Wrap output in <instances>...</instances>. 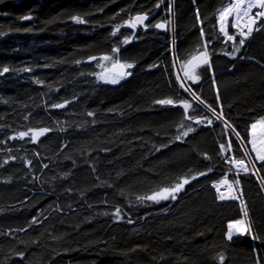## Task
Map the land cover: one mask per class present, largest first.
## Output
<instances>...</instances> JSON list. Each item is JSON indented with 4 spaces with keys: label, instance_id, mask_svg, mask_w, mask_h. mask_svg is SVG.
Instances as JSON below:
<instances>
[{
    "label": "trees",
    "instance_id": "16d2710c",
    "mask_svg": "<svg viewBox=\"0 0 264 264\" xmlns=\"http://www.w3.org/2000/svg\"><path fill=\"white\" fill-rule=\"evenodd\" d=\"M231 1L0 0V264H264V161L249 142L264 20L245 38L229 18L226 39L217 12ZM137 14L146 26L126 24ZM114 52L133 67L98 80L91 58ZM35 128L48 131L18 136ZM248 157L256 171H235ZM221 178L237 199L218 198ZM183 179L175 200H147Z\"/></svg>",
    "mask_w": 264,
    "mask_h": 264
},
{
    "label": "snow or ice",
    "instance_id": "6c2138e0",
    "mask_svg": "<svg viewBox=\"0 0 264 264\" xmlns=\"http://www.w3.org/2000/svg\"><path fill=\"white\" fill-rule=\"evenodd\" d=\"M244 2H245V0H236V3L235 4H231L228 8L224 9V12L221 13V20H224V18H225L224 17V13H229L230 14L233 9H239L241 7V5L244 4ZM257 7L260 8V9H264V0H254V2H249L248 5H247V9H245L244 12H243V15L244 16H249L250 10L252 8H257ZM257 17H264V11H258L255 14V17H251V16L249 17L250 24L247 25L248 31L247 32L241 31V33H240L241 36H243V37L246 38L248 35L251 34V32L253 31V27L252 26L253 25H256V23H257V19H256ZM73 19L80 20L79 17H73ZM135 19L138 22H141L142 23L143 20L147 19V16H143V17L137 16ZM80 22H82V21H80ZM233 26H235V25H233ZM155 27H157V28H163V27H165V25L164 24H157V25H155ZM221 31H224L223 26L221 27ZM225 34L227 35V33H225ZM228 39L229 40H233V39H235V37L229 35L228 36ZM244 42H245L244 39H240L239 40V44L240 45H243ZM238 50L239 49H237V51ZM105 59H107V57H105ZM201 62L204 63V64H207L208 63V59H207L206 54H205V58ZM124 67L131 68V67H133V65H131V64L121 65V68H124ZM5 71H7V69H5ZM126 74H128V73H121V75H126ZM185 75L188 76V73H185ZM188 78L189 79H193V80H198L199 79V76H196L195 75V68H193V75L188 76ZM112 82L115 83L116 80L114 79ZM181 87H184V85L181 84ZM197 99H199V98L197 97ZM200 102L203 103V101H200ZM156 103H159V104H172L173 101L170 100V99H165V100L157 101ZM182 103H183V106H184L185 110H187L188 108L191 107V105L187 101H183ZM55 107H63V105H55ZM209 108H210V106H209ZM210 110L215 114V109H211L210 108ZM89 115H91V113ZM189 118L191 119V117H189ZM217 118H220V117L218 116ZM197 123H199V121H197ZM209 123H211V121H209ZM259 123H264V120L258 121V122L253 123L251 125L252 131H251L250 135L252 136V139L249 142L252 144L253 150L257 153V157L256 158L258 160H260V161H264V148H257L256 147L257 141H256L255 130L257 128V124H259ZM47 131H48L47 129L39 130L38 135H43ZM191 131H193V129L189 127L188 130H187V132H184L183 135L186 136L188 134V132H191ZM26 135H27V133H20V136L21 137H24ZM261 136L264 137V132L261 133ZM237 137H239V133H237ZM33 139H35V137H33ZM177 139H179V137H177ZM229 147H231V144L230 143H229ZM221 148L223 149L224 146L221 145ZM234 163H235V165L238 166V168L240 170H242L244 172H247L248 171L247 167L245 166V162L243 160H234ZM200 175H205V173H200ZM193 179H195V177H193ZM187 183H189L188 179H183L182 180V183H178V184H176L172 188H163L159 192L154 193L152 196L147 197V199L155 200L157 202H159L160 200H167L169 198L175 200L176 199V195L175 194L178 193L180 190H182V188L184 187V185L187 184ZM219 183L220 184H228L230 190L232 188V185L229 184V182L227 181V179H224V180L220 181ZM236 183H238V181ZM213 186L216 187L217 192L220 191V189H219V187L217 185H213ZM218 198L220 200L237 199V197L234 196V195H230V196L226 197L223 193H220V195H219ZM118 212H119V210H117V213ZM244 215L247 216V211L246 210L244 211ZM33 222L35 223L36 221L34 220ZM234 224H235V226L238 228V230L241 233H243L245 231V228L243 227L244 222L242 220H237V221L234 222ZM232 227H233V225L230 224L229 225V228H232ZM232 236H233V233L230 231L228 233V239L231 240L232 239ZM220 259H221V261H223V256H221Z\"/></svg>",
    "mask_w": 264,
    "mask_h": 264
},
{
    "label": "rangeland",
    "instance_id": "374dc122",
    "mask_svg": "<svg viewBox=\"0 0 264 264\" xmlns=\"http://www.w3.org/2000/svg\"><path fill=\"white\" fill-rule=\"evenodd\" d=\"M249 2H254V0H245L244 4L241 5V7L239 9H233L231 11V13H224V20H221V13L224 12V9L228 8L231 4H235L236 3V0H232L230 3H227L225 4L223 7H221L218 12H217V18H218V23H219V27L221 29V27L223 26L224 28V31H221L222 34H224V37L226 39H228V36L229 34L227 33V22L229 20V18H231V23H233V20L236 19L237 20H243L247 25H249L250 21L248 20L249 19V16H244L243 15V12H244V8L247 7L248 3ZM256 10V8H252V13ZM251 14V12H249V15ZM245 19V20H244ZM234 25V24H233ZM244 25V24H243ZM247 25L245 26H238L240 29H237L239 31V34L241 33V31H244V32H247L248 31V28H247ZM234 27V26H233ZM235 28V27H234ZM236 30V29H235ZM227 33V35L225 34ZM116 56V57H115ZM105 57H107V59H105ZM93 59H96L97 62H96V65L98 67V71L96 73V77L98 80L100 81H103V82H108V83H113L112 81L115 79L116 82H119L120 80H122L123 78H125L128 74L126 75H123V76H120V75H117V74H114L112 73L110 70H109V67L112 63H114L115 61L118 60L117 58V55H116V52L114 53H109V54H103V55H100L99 57L97 58H91V60ZM116 59V60H115ZM176 70V68H175ZM176 72V75H177V79L179 80V82L181 84L184 85V87H186V83H184L179 75V73L177 72V70L175 71ZM264 120V118H263ZM262 128H258L255 130V135H256V147H260L262 145V143L264 142V137L261 136V133L264 132V123H262ZM42 129H47V128H35V129H29V130H26V131H22L20 133H27L26 136L28 137H31V139H33V137H35V139L39 138L40 136L42 135H38L39 133V130H42ZM48 130V129H47ZM20 133L18 134V136H20ZM45 134V133H44ZM24 136V137H26ZM21 137V136H20ZM252 138V136H251ZM251 147L253 149V146L251 144ZM252 160V159H251ZM245 162V166L247 167V169H251V170H254L253 169V161L251 162L249 158H247V160H243ZM232 164H233V167L235 168V171H240L242 172V170H240L238 168L237 165H235L234 163V160L232 161ZM244 172V171H243ZM222 179V178H221ZM229 179V178H228ZM227 179V180H228ZM230 180V179H229ZM231 181V180H230ZM179 183H182V181H180ZM178 184V183H177ZM175 186V185H174ZM173 186V187H174ZM219 188H220V184L217 185ZM169 188H172V187H169ZM160 191V190H159ZM159 191H156L154 193H157ZM154 193H151L150 195H148L147 197H150L152 196ZM149 202H154L155 200H150V199H147ZM229 231V230H228Z\"/></svg>",
    "mask_w": 264,
    "mask_h": 264
},
{
    "label": "water",
    "instance_id": "95a60500",
    "mask_svg": "<svg viewBox=\"0 0 264 264\" xmlns=\"http://www.w3.org/2000/svg\"><path fill=\"white\" fill-rule=\"evenodd\" d=\"M137 16H147V19L143 20V22H138L135 18ZM29 17V16H28ZM150 15H147V14H137L133 17V21H132V24L133 26H139V25H143L148 19H149ZM27 17H25L24 19H26ZM205 54L207 56V59L209 61V57L207 55V52L205 50H202V51H199L197 53H195L192 57H190V59L184 64V67H183V72L184 74L185 73H189L193 70V68H197L201 65H203L204 63H202L201 61L205 58ZM121 65H125L122 61L118 60V61H115L114 63H112L109 67V70L114 73V74H117V75H121V73H126L127 71V68L124 67V68H121ZM256 171V169H255Z\"/></svg>",
    "mask_w": 264,
    "mask_h": 264
},
{
    "label": "crops",
    "instance_id": "0c3cea01",
    "mask_svg": "<svg viewBox=\"0 0 264 264\" xmlns=\"http://www.w3.org/2000/svg\"><path fill=\"white\" fill-rule=\"evenodd\" d=\"M244 9H247V7H245ZM263 11H264V9H262ZM245 20V19H244ZM246 22V21H245ZM243 20H237L236 21V19L235 20H233V23L232 24H234L235 26V29H236V32H238L239 33V31L237 30V29H240L238 26H245V25H247L246 23H245ZM244 24V25H243ZM224 35V34H223ZM263 119H258V120H256V121H254L253 123H256V122H258V121H262ZM253 123H251V125L253 124ZM262 123H259V124H257V128L256 129H258V128H262ZM250 130L252 131V129H251V126H250ZM258 148H264V142L262 143V145L260 146V147H258ZM254 151V150H253ZM254 155H255V157H257V153L254 151ZM257 159V158H256ZM258 160V159H257ZM240 220H242L243 222H244V224H243V227L245 228V231L247 230V221H246V216L244 215ZM234 222L235 221H233V222H231L230 224L231 225H233V227L232 228H229V225H228V232H227V235H228V233L231 231L233 234H240L241 232L238 230V228L235 226V224H234Z\"/></svg>",
    "mask_w": 264,
    "mask_h": 264
},
{
    "label": "bare ground",
    "instance_id": "6f19581e",
    "mask_svg": "<svg viewBox=\"0 0 264 264\" xmlns=\"http://www.w3.org/2000/svg\"><path fill=\"white\" fill-rule=\"evenodd\" d=\"M29 17L27 16V18L26 19H28ZM227 24H228V22H227ZM231 25L233 26V24L231 23ZM227 29V28H226ZM116 57V56H115ZM116 60V59H115ZM98 63V62H97ZM181 73V72H180ZM224 179H227V178H224ZM224 179H221L220 181H222V180H224ZM220 181H218V182H216L214 185H218V184H220L219 182ZM228 182H229V184H231L232 185V188H231V190H232V193L235 191V187H234V185H233V183L231 182V181H229V180H227ZM229 189V186H228V184H224V189H225V191H226V189ZM215 189H216V187H215ZM230 189H229V191H231ZM216 191H217V189H216ZM217 194H218V197H219V195H220V192H217ZM227 197V196H226Z\"/></svg>",
    "mask_w": 264,
    "mask_h": 264
},
{
    "label": "built area",
    "instance_id": "2783aa9c",
    "mask_svg": "<svg viewBox=\"0 0 264 264\" xmlns=\"http://www.w3.org/2000/svg\"><path fill=\"white\" fill-rule=\"evenodd\" d=\"M259 10L258 9H256L253 13H251L250 15H249V17L251 16V17H255V14L258 12ZM261 18L262 17H257L256 19H257V23H256V25L257 24H259V22L261 21ZM249 21H250V19H248ZM253 26H255V25H253ZM220 193H223L225 196H226V194L224 193V192H222V191H220Z\"/></svg>",
    "mask_w": 264,
    "mask_h": 264
},
{
    "label": "flooded vegetation",
    "instance_id": "af4514ba",
    "mask_svg": "<svg viewBox=\"0 0 264 264\" xmlns=\"http://www.w3.org/2000/svg\"><path fill=\"white\" fill-rule=\"evenodd\" d=\"M147 21H150V17H149V19H148ZM147 21H146L143 25H141V26H146ZM131 22H132V20H131ZM131 22H128V23H126V24L131 26ZM157 24H160V23H157V22H156L155 25H157ZM131 27H133V26H131ZM136 27H137V26H136ZM163 28H164V27H163Z\"/></svg>",
    "mask_w": 264,
    "mask_h": 264
}]
</instances>
